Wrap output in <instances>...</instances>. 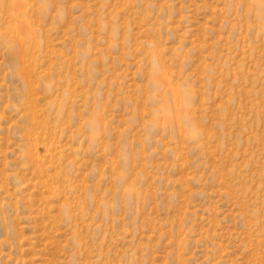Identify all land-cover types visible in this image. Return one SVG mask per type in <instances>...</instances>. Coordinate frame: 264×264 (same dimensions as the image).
<instances>
[{
    "label": "rangeland",
    "instance_id": "374dc122",
    "mask_svg": "<svg viewBox=\"0 0 264 264\" xmlns=\"http://www.w3.org/2000/svg\"><path fill=\"white\" fill-rule=\"evenodd\" d=\"M0 264H264V0H0Z\"/></svg>",
    "mask_w": 264,
    "mask_h": 264
}]
</instances>
